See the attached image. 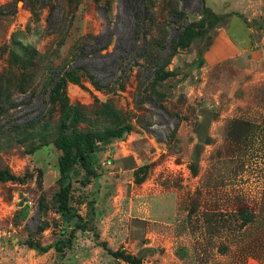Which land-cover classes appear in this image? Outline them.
<instances>
[{"label": "rangeland", "instance_id": "obj_1", "mask_svg": "<svg viewBox=\"0 0 264 264\" xmlns=\"http://www.w3.org/2000/svg\"><path fill=\"white\" fill-rule=\"evenodd\" d=\"M150 3L151 24L134 0H0V169L22 177L0 181V264H127L103 243L142 264H264V0ZM213 15L164 63L182 24ZM71 113L70 136L131 130L98 143L96 176L74 166L65 221Z\"/></svg>", "mask_w": 264, "mask_h": 264}, {"label": "trees", "instance_id": "obj_2", "mask_svg": "<svg viewBox=\"0 0 264 264\" xmlns=\"http://www.w3.org/2000/svg\"><path fill=\"white\" fill-rule=\"evenodd\" d=\"M143 5L144 16L142 21L145 20L150 24L153 21V6L150 3V0H134ZM176 8L171 7V12H176ZM212 14V13H211ZM209 16V15H208ZM219 17L216 15L208 18L206 28L202 25L194 22H186L182 24V27L177 35V38L173 43L170 44L171 51L165 56L164 63H167L170 60V57L176 52L178 48H185L190 45L192 38L210 30L213 28L214 24L218 21ZM160 26H163L161 24ZM162 30H165L164 28ZM147 34H144V39H146ZM108 43H106L107 45ZM104 45L102 49L106 48ZM160 49H162L161 44H157ZM80 67H69L64 70L60 76V83L63 87L68 81L77 83L80 80V75L77 73V70H80ZM173 70H164L162 67H156L154 70V76L156 80L165 79L170 75H173ZM69 122L68 124L65 120L60 125L61 134L56 139V144L61 150V155L58 158V170H59V191L57 194V208L61 213V217L65 221L71 220L74 216V211L70 205V191H71V178L70 174L74 169V166L79 163L80 166L87 173H94L96 176L95 168L92 169L90 154L95 150L98 143L109 142L112 138H120L124 133H127L131 130L130 124H124L117 126L115 128H106L101 131H73V135L66 134L68 125L71 124L75 126L77 124V115L71 113L68 115ZM144 166H140L136 172V179L138 182L142 181L144 178ZM22 177L10 172L8 169H0V181H21ZM87 180L83 181L86 183ZM44 228L39 227L38 231H42ZM31 235V234H30ZM26 245L30 248L37 249L39 251H45L47 247L41 246L38 242L28 239ZM103 248L107 250L116 259H121L127 264H142V257L135 255L133 253L127 252L125 248H120L116 250L110 249L105 243L102 244Z\"/></svg>", "mask_w": 264, "mask_h": 264}, {"label": "crops", "instance_id": "obj_3", "mask_svg": "<svg viewBox=\"0 0 264 264\" xmlns=\"http://www.w3.org/2000/svg\"><path fill=\"white\" fill-rule=\"evenodd\" d=\"M263 39V38H262Z\"/></svg>", "mask_w": 264, "mask_h": 264}]
</instances>
